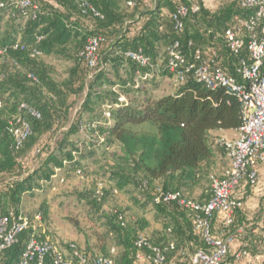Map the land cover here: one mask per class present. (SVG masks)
<instances>
[{
    "label": "trees",
    "instance_id": "16d2710c",
    "mask_svg": "<svg viewBox=\"0 0 264 264\" xmlns=\"http://www.w3.org/2000/svg\"><path fill=\"white\" fill-rule=\"evenodd\" d=\"M27 1L26 7L18 8L16 0H0V47L6 48L0 56V213L18 214L24 196L52 185L57 174L82 173L86 161L116 145L108 191L131 194L136 204L151 203L161 221V230L148 238L143 235L150 223L144 212L129 221L121 210L107 216L117 239L116 264H155L153 246L163 252L162 264H192L191 256L207 248L194 228L196 212L154 198L159 190L184 193L183 188H193L208 177V197L194 200L209 199V169L216 155L211 132L238 129L241 103L223 87H207L192 71L184 73L172 93L158 98L147 94L144 85L158 77L173 79L166 48L174 40L180 42L188 63H197L199 50L201 59L240 80L237 69L241 60L250 61L248 50L243 47L234 54L224 32L232 28L247 41L258 28L248 31L237 19H248L254 8L240 0H216L212 5L207 0H136L133 6H127V0H85L84 9L78 0ZM190 2L197 3L199 11L183 18L178 33L172 13ZM91 36L102 38L93 68L80 56ZM128 52H140L146 63L127 57ZM50 55L73 61L67 80L51 77L42 58ZM145 73L153 76L144 79ZM21 122L29 133L17 145L12 127ZM39 208L44 217L45 201ZM215 222L219 232V217L212 221L213 232ZM236 229L234 221L225 232L234 234ZM32 236L46 235L32 227L23 230L0 252V264H19ZM140 236L146 244L139 246ZM99 249L110 255L105 245ZM72 264H78L76 258Z\"/></svg>",
    "mask_w": 264,
    "mask_h": 264
},
{
    "label": "built area",
    "instance_id": "2783aa9c",
    "mask_svg": "<svg viewBox=\"0 0 264 264\" xmlns=\"http://www.w3.org/2000/svg\"><path fill=\"white\" fill-rule=\"evenodd\" d=\"M78 1L83 9L87 7L85 0ZM240 1L246 7L254 8V13L248 19H237V23L248 31L258 28V31L252 33L247 41L238 36L232 28H227L224 32L226 43L234 54H238L243 47H246L249 53L250 61L241 60L237 69L240 80L229 75L224 69L211 66L206 60L201 59L199 50L196 51L197 63H188L178 40H174L166 48L167 67L174 74L175 83L183 79L185 72L192 71L195 77L204 82L207 87H223L234 93L242 107V124L237 129V136L232 139L219 138L215 141L225 151L229 164L222 175L211 174L209 176V199L206 201L194 200L180 190L172 192L159 190L154 198L155 202L175 201L179 206L196 212L194 228L201 233L207 248L199 250L191 256L192 264H222L227 257L231 243L236 235L241 233L240 229H236L234 234L225 232V228L233 224L235 212L242 206L241 201L234 196L233 192L242 179H246L250 185H254L257 180V165L264 161V74L262 73L264 65V0ZM16 2L18 8L28 5L27 0H16ZM135 2L136 0H127L126 5L133 6ZM198 11L199 5L195 2L178 5L171 16L175 31L182 32L183 18L190 12L197 13ZM101 40L102 38L98 36L89 37L84 50L80 53L90 68H93L97 62V52ZM5 51V47H0V56ZM126 56L142 65L146 63L140 52H128ZM152 76L153 73H145L143 78ZM29 77L35 79L32 74ZM138 79L136 77V84L139 83ZM21 107L27 108L34 116H39L35 110L25 104H21ZM105 114L109 115L108 112ZM12 132L16 144L20 145L28 135L29 127L25 122H21L20 127H12ZM215 217L220 219L221 230L218 233H214L212 229V221ZM33 219L39 221L41 213L37 212ZM28 227L37 229L33 220L22 211L16 215H13L12 212L8 215L0 213V252L10 246L16 240L17 234ZM136 243L139 246L146 244L145 237L140 236ZM171 246H173L172 243ZM152 250L154 252L151 256L152 261L155 264H162L165 257L161 249L153 246ZM113 251L114 248H111L110 253ZM244 255H246L244 250H238L234 254L236 258ZM46 258L49 260L48 263ZM72 258H76L78 264H116L114 256L111 254L89 253L85 248H81L73 242L69 243L68 248H63L48 236L43 239L32 236L26 243L19 264H72ZM138 258H143V255L138 254Z\"/></svg>",
    "mask_w": 264,
    "mask_h": 264
},
{
    "label": "rangeland",
    "instance_id": "374dc122",
    "mask_svg": "<svg viewBox=\"0 0 264 264\" xmlns=\"http://www.w3.org/2000/svg\"><path fill=\"white\" fill-rule=\"evenodd\" d=\"M215 1L207 0V3L212 5ZM6 21L7 17L3 19V28ZM88 22L83 20L85 25H88ZM42 58L50 67L51 77L55 81L67 80L73 67L72 60L55 55ZM175 86L173 79L158 77L153 82H147L144 88L152 98H158L172 93ZM77 107L78 105H75L72 111L74 112ZM116 150L117 147L114 145L105 153L95 156L94 160L86 161L82 173L68 172L64 175H55L52 185H44L33 194L23 197L22 212L33 220L37 229L62 247L65 243L73 242L81 248L102 253L99 248L105 245L109 252L111 248H114L113 253L110 254L116 257L117 239L109 230L107 216H111L118 210L123 212L127 221L143 215L144 212L150 223L143 235L152 237L155 230L158 232L161 228V221L156 218L153 205L144 201L136 204L134 197L126 192L108 191L112 184L109 179L112 153ZM211 174L218 175L215 172ZM204 183L209 188L208 177L204 179ZM103 192L104 195L100 197ZM42 201H45L46 215L36 221L33 217L39 212Z\"/></svg>",
    "mask_w": 264,
    "mask_h": 264
},
{
    "label": "crops",
    "instance_id": "0c3cea01",
    "mask_svg": "<svg viewBox=\"0 0 264 264\" xmlns=\"http://www.w3.org/2000/svg\"><path fill=\"white\" fill-rule=\"evenodd\" d=\"M213 146L216 150L210 172L222 175L228 168V158L223 149H220L215 141L219 138L232 139L238 134L237 129H217L212 132ZM207 184L202 182L193 188H183L185 195L190 198L204 200L208 197ZM242 206L236 211L234 221L241 230L230 245L227 257L222 264H264V161L257 165V180L250 185L246 179H242L233 192ZM219 224L214 223V232L217 233ZM159 228L158 231H160ZM157 233L155 230L154 235ZM246 255L236 258L234 254L245 247Z\"/></svg>",
    "mask_w": 264,
    "mask_h": 264
}]
</instances>
